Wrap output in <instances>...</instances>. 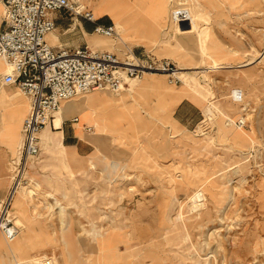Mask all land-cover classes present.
<instances>
[{"label": "rangeland", "instance_id": "1", "mask_svg": "<svg viewBox=\"0 0 264 264\" xmlns=\"http://www.w3.org/2000/svg\"><path fill=\"white\" fill-rule=\"evenodd\" d=\"M146 1L143 10L131 0H110L105 8L113 17L112 7L126 5L120 14L134 16L120 34L149 40L147 52L184 74L177 85L149 76L122 94L92 92L67 102L103 95L124 100L127 111L106 113L102 151L94 146L79 170L59 139L53 152L40 142L26 172L39 197L15 198L19 235L12 243L0 237V264H33L29 257L41 252L64 264L66 250L89 264L93 234H114L122 221L135 247L104 250L98 264H264V0ZM81 2L92 12L103 1ZM91 35L93 49L109 44L122 59L134 50L127 38ZM85 117L88 132L94 122ZM200 190L205 208L193 211Z\"/></svg>", "mask_w": 264, "mask_h": 264}, {"label": "built area", "instance_id": "2", "mask_svg": "<svg viewBox=\"0 0 264 264\" xmlns=\"http://www.w3.org/2000/svg\"><path fill=\"white\" fill-rule=\"evenodd\" d=\"M0 5L4 24L0 28V59L9 69L4 82L16 85L30 100L20 156L13 162L9 189L0 197V236L12 242L19 234L11 217L12 202L18 188L26 182L29 161L39 155L40 134L65 103L92 92L120 94L131 81H142L148 74L164 75L171 85L180 80L178 69L170 61L141 57L133 50L123 59L88 47L54 50L46 36L55 30L50 15L60 11L92 24L97 36L119 38L115 26L101 24L79 0H0ZM33 264L60 263L46 257Z\"/></svg>", "mask_w": 264, "mask_h": 264}, {"label": "crops", "instance_id": "3", "mask_svg": "<svg viewBox=\"0 0 264 264\" xmlns=\"http://www.w3.org/2000/svg\"><path fill=\"white\" fill-rule=\"evenodd\" d=\"M102 1L103 2H101L102 5L100 6L99 11L96 10L97 6L96 8L95 6L92 8L93 9L92 13L94 17L99 22H100L99 20L100 18L104 16L109 17L113 23L111 22V23H101V24L113 25L119 30L115 19L110 14L107 13L109 9L106 10L105 8V5H108L110 3L109 2L110 0H102ZM131 1L134 7H136V9L138 10L140 9L143 10L148 7V4H146L147 3L146 0H134V2L133 0ZM79 2L81 5H83L81 0H79ZM84 7L87 8L86 6ZM2 14H3V8L0 5V28H4V24L2 23ZM117 15H121L120 12H118ZM132 16L129 15L127 18H124L121 15L118 18V21L121 23L126 20L129 21L127 23H130L131 18H133ZM50 18L55 23V30L54 32L46 36V42L54 50H75L84 47L91 48L90 47L91 42L89 43L88 38L92 36L91 34H94L92 24L84 20L79 21L78 19H76V21H74L73 23V19L69 18L68 12L66 11L52 13L50 15ZM120 32H119V37L123 41L124 39L127 38L129 44L131 43L130 45H132L134 48L133 51L134 52L136 51L135 53L138 56L141 57L153 56L157 58L156 56H154V54H152V52H147L148 49L151 47L149 40H140V37L134 38L133 36H129L128 33H124L123 35H121ZM159 37L160 34L158 38ZM118 48L122 49L120 44H118ZM110 49L111 50H107V52L112 51L113 48ZM93 50L106 51L102 47L95 48ZM113 54L120 57V54L118 53H113ZM159 60H167V59H159ZM8 73H9V69L6 67L5 62L2 59H0V197H4L9 189L13 162H16L19 159L23 145V134H22L23 123L24 120L27 118L30 109V100L17 88V86L13 84H6L4 82V78L7 76ZM101 99H108V98L104 96L102 97L101 95H97L96 97H90L85 101H77L72 104L65 103L63 105L64 111H63V122L61 129L55 130V128L52 127L53 131H51L48 128L49 126H54L53 123L55 122V117H56L55 116L53 122L49 124L40 134V142L44 147H46V149L49 152H53L55 148H51V147L48 148L47 142L45 141V139L41 137V135L45 133L47 139L50 142H54L56 139H59L60 142L59 144L62 150L65 149L67 159L69 160L71 166L73 168H78L77 170L82 168L81 166H83L86 160L94 156V151H95L94 144L90 141V136L88 132L85 130L88 124L87 118L84 117L85 111L81 108L78 109L77 107L79 104H82L84 102L88 103L90 107H93L94 104L98 103V101H101ZM76 118L78 119V121L74 122V119ZM81 132H83V134ZM61 136H62V144H61ZM40 152H41V148H40ZM39 155L37 157H39ZM28 166H30V163Z\"/></svg>", "mask_w": 264, "mask_h": 264}, {"label": "bare ground", "instance_id": "4", "mask_svg": "<svg viewBox=\"0 0 264 264\" xmlns=\"http://www.w3.org/2000/svg\"><path fill=\"white\" fill-rule=\"evenodd\" d=\"M181 5H184V6L188 5L189 6V4H186V3L181 4ZM124 9H125V7L123 5L112 7V10H114V12H112L113 18L116 20L117 27L119 29L122 28L123 26H125V23H123V22H126V20L120 23L118 21V18L120 17V15H117V14H118V12L122 13ZM119 39L120 38H118L116 40H119ZM90 46L94 47V45H92V44ZM95 46L96 47H102L105 50H111L110 48H112L109 44H106V43H103L101 45L96 43ZM125 48L127 50H129L128 47H125ZM182 70H184V69H178V75L184 74L182 72ZM149 76L153 77V76H160V75L148 74L146 76V78H148ZM162 76H164V75H162ZM184 86L186 87L187 85H184ZM129 92H131V91H129ZM122 93H120V94H122ZM101 96L103 97V95H101ZM234 96H235V98L238 99V98H240V93L239 92H235ZM77 108L78 109L79 108L83 109L85 111V116L90 117L91 119H93L94 126L88 132H91L89 134L90 141L94 144V146H96V148L99 151H102L101 148H100L102 142L100 143V141L102 140L101 138L103 137V135L105 133L104 132V128L102 126V121L104 119H106V115H107L106 113L109 112L111 109L113 110L115 108H119V109H121L123 111H127L126 102H124V100H116V99H113V98L101 99V101H98V103H95L93 107H90L88 103L84 102L82 104H79ZM204 110H205V116L208 118V120L213 121V118L214 119L216 118L215 117L216 114L214 115V113H213L214 111H212V109L210 107H206V109H204ZM63 111H64V107H62L61 111L56 116L55 122L53 123L54 124L53 127L55 128V130H60L61 127H62ZM41 137L43 139H45V141L48 144V147H51V148L55 147L56 140L53 142V144H50L49 140L47 139V136L45 135V133L42 134ZM28 165H29V163H28ZM111 166H112L113 169L118 168V164L116 162H113ZM91 167L94 168V164L93 163H92ZM203 193L204 192L201 191V190L197 191L194 194L193 198H191L192 199V204H193V209H192L193 211H200L201 209L205 208ZM17 196H20L21 198H24V199H26L28 201H32L35 198L39 197V192L35 188H33V186L31 184L25 182L18 188L15 198ZM15 198H14V200H15ZM13 202H12V204H13ZM125 219L127 220V218H125ZM115 228L119 229V231L114 233V234L112 232H105V233L104 232H101V233L97 232V233L93 234L92 239H91V241L89 242V245H88L89 264H98V260H101V259H103L105 257L104 256V257L101 258V256H100V255H102L104 250H109L113 246H117L115 252L118 251V249L120 248L121 245L126 250L135 247L134 244L136 243V241L134 240V237H131V234H129L130 232L128 231V226L126 224H124V221H122L119 224H116ZM0 237L5 238L4 236H0ZM17 238H18V236L12 242L17 240ZM8 242H10V241H8ZM12 242H10V243H12ZM63 244L65 246L68 245L65 241L63 242ZM1 251H2V245L0 243V252ZM62 253H63L64 257H65V263L64 264H79L78 260L75 257V254H71V252H69L67 250L62 252ZM39 255L43 256V257H40V258H46L48 256L46 254V252H41V253H39ZM12 258H13V260L16 263L19 261V257L14 252L12 254ZM52 258L54 260H56L55 257H52ZM36 260H34V258L30 259V257H29L27 262H32L33 263Z\"/></svg>", "mask_w": 264, "mask_h": 264}]
</instances>
